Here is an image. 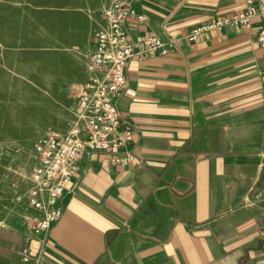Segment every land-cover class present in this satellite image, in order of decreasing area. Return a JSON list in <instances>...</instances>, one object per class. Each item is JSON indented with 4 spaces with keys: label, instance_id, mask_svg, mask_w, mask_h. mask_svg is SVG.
<instances>
[{
    "label": "crops",
    "instance_id": "0c3cea01",
    "mask_svg": "<svg viewBox=\"0 0 264 264\" xmlns=\"http://www.w3.org/2000/svg\"><path fill=\"white\" fill-rule=\"evenodd\" d=\"M125 1L142 15L131 40L175 38L125 62L114 103L131 140L81 151L47 230L28 206L3 223L0 264H264V55L253 29L184 37L244 0Z\"/></svg>",
    "mask_w": 264,
    "mask_h": 264
},
{
    "label": "rangeland",
    "instance_id": "374dc122",
    "mask_svg": "<svg viewBox=\"0 0 264 264\" xmlns=\"http://www.w3.org/2000/svg\"><path fill=\"white\" fill-rule=\"evenodd\" d=\"M109 0H0V218L20 224L32 145L63 130ZM22 220V218H21Z\"/></svg>",
    "mask_w": 264,
    "mask_h": 264
},
{
    "label": "built area",
    "instance_id": "2783aa9c",
    "mask_svg": "<svg viewBox=\"0 0 264 264\" xmlns=\"http://www.w3.org/2000/svg\"><path fill=\"white\" fill-rule=\"evenodd\" d=\"M126 18L141 20L125 0H109L102 10V24L93 35L88 54V76L75 90V103L63 130L48 129L32 145L34 163L29 185L24 192L26 205L40 212L30 217L33 232L47 230L58 219V195L68 188L76 171L82 150L114 151L130 142L132 129L120 121L114 99L124 88V66L132 55L156 51L163 54L174 46L175 38L161 41L155 35H142L131 40L125 30ZM230 26L234 30L255 31V42L264 55V0H244L238 10L198 24L184 35L188 41L208 32ZM129 154L112 155L110 160L123 164ZM3 220L0 218V228ZM20 254L25 252L20 248Z\"/></svg>",
    "mask_w": 264,
    "mask_h": 264
}]
</instances>
